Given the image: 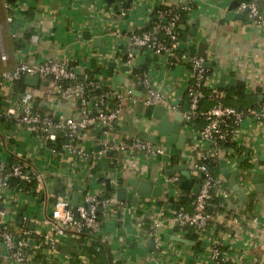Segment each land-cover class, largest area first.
<instances>
[{"label": "built area", "instance_id": "2783aa9c", "mask_svg": "<svg viewBox=\"0 0 264 264\" xmlns=\"http://www.w3.org/2000/svg\"><path fill=\"white\" fill-rule=\"evenodd\" d=\"M139 0H93V4L85 7L86 14L77 22L73 34L82 39V33L95 30V33L108 38L113 43H122L126 48L123 64L129 68L135 66L136 53L144 50L153 57L160 58L167 68L185 65L189 69L191 84L186 87L185 94L188 109L183 111L174 100L162 90L156 89L148 73L135 70L133 78L141 90V96L135 99L131 96V89L126 93H111L110 81H98L89 78L88 74L80 75L64 61L44 60L28 61L18 58L15 65L9 68V57L3 49L0 24V126L1 120L12 122V128L4 133L0 139L3 143L28 135L33 138L34 146H51L56 143L59 135L64 138L63 153L69 162L84 163L87 154L78 146L80 134L94 131L95 142L100 152L94 161L100 160L107 152L115 157L117 174L121 177H142L147 168L155 165L157 173L165 171L166 164L170 165V146L162 142L155 145L146 139L130 137L117 139L111 137L114 125L122 120L124 105L131 102L132 106L140 101L143 108L152 105L163 106L167 109L170 119L179 114L183 118L182 132L186 136V144L179 154L180 162L188 165L194 182L200 185L196 195L187 197L183 194L179 184L182 177L163 176L162 186L163 205H158L157 216L152 219L153 228L147 234L153 241L154 251H160L162 240L160 228L163 226V215L167 211V203H180L183 199L190 200L192 212H186L181 205L173 219L180 229L190 228L197 236V240L207 241V251L200 264H249L243 256L234 255L225 250L221 236L215 225L216 214L209 210L215 199H219L217 208H223L228 203H235L237 197L230 186L218 177L214 170L219 161L223 160L230 173L236 178L239 187L247 194L252 192L251 180L258 173H264V164L258 160L256 146L264 150V103L257 108L239 111L226 107L222 103L224 94L218 89L221 77L220 69L212 65L213 55L209 51L204 54L181 55L179 44L181 35L179 25L183 16L193 11L195 0H176L164 7L157 8L153 14L147 13L144 24L138 31H122L115 27L112 18H123L127 11H133ZM127 4V6H126ZM67 9L65 5H61ZM81 4L72 0L68 9L77 12ZM17 8V7H16ZM239 11H246L248 17L256 25L264 23L262 11L264 0H249L239 5ZM8 26L18 22L10 14L6 19ZM23 33L11 32V39L20 43ZM211 67L207 69L205 64ZM214 64V63H213ZM27 76H34L39 81H48L51 95L64 100H76L78 105L77 117L45 114L42 105H37V98L29 91L16 92L14 83ZM264 93V84L261 85ZM87 91L93 92L91 95ZM7 97L6 103L3 98ZM113 100V104L111 103ZM210 102V107L204 108V102ZM133 113V109L128 110ZM202 122L203 127L196 130L194 124ZM237 144L251 148L249 160L251 162V179L243 178L240 169V155L236 148L226 147V144ZM188 147V150H186ZM51 157L56 158V151L49 148ZM62 192L52 194L49 215L46 218H23L25 222L19 232L11 226L12 212L4 207L3 192L10 187L8 181L16 180L19 185L15 190L22 195L42 193V175L37 167L25 164L7 166L0 162V261L8 264H29L37 255L48 264H70L68 256L58 250L59 245L67 240H78L83 236H102V227L109 222L115 223V207L120 206L122 212L131 214L135 205H143L140 198L128 199L124 203L116 201L115 195L106 197L101 193L90 192L83 196L77 207L72 206V190L79 188L83 180L76 173L60 176ZM114 175V176H116ZM94 178V177H93ZM116 180V181H115ZM112 180L113 185L118 181ZM159 183V181H157ZM36 188H33V185ZM250 184V185H249ZM30 186L33 189H28ZM250 187V188H249ZM256 222V218L253 219ZM27 224L32 225L30 229ZM251 233L248 243L264 236V223ZM157 258V259H156ZM153 259L159 263L158 257ZM174 258H181L179 252H174ZM81 263V262H80ZM81 264H92L91 257H84Z\"/></svg>", "mask_w": 264, "mask_h": 264}, {"label": "crops", "instance_id": "0c3cea01", "mask_svg": "<svg viewBox=\"0 0 264 264\" xmlns=\"http://www.w3.org/2000/svg\"><path fill=\"white\" fill-rule=\"evenodd\" d=\"M71 0H0V21L2 22V32L5 35V47L3 49L9 57V68H12L18 58L28 61L56 60L72 64L73 68L80 75L88 74L98 81H110V92L126 93L128 89L131 92L141 93L139 87L135 84L133 72L135 70L148 73L153 80L156 89L162 90L169 95L174 103L181 107L183 111L188 109L185 90L191 84L189 69L185 65H177L167 68L160 58L153 57L144 50L136 54L135 66L128 69L123 74L121 69L124 62L126 48L122 43H113L108 38L95 33V30L87 31L89 40L79 39L73 34L77 22L84 17L82 9L73 12L68 9V3ZM81 4L80 8L89 6L88 0H72ZM176 0H139L133 11H127L123 18L116 17L113 23L117 29L122 31H138L144 24V17L147 13L153 12L169 3H175ZM249 0H195L193 11L190 15H185L179 25V32L182 37L186 35L187 44H198L203 42L207 45V51L213 55L212 65L220 69L221 78L226 81L233 79L243 82L244 88H237L225 84L219 89L225 96L231 92L233 100L237 96H244L248 102L244 109L257 108L264 103V93L261 85L264 84V23L254 24L248 17L246 11H239V5ZM105 2H108L105 0ZM65 5L67 9H63ZM17 7V8H16ZM86 10V9H85ZM14 15L18 26H8L6 21L8 15ZM217 23L216 35L210 39L212 24ZM195 28V34L191 35L190 30ZM19 31L24 37L20 43L11 39V32ZM93 39H99V45H94ZM181 55L190 54L187 50H180ZM191 55V54H190ZM114 63L113 67L110 65ZM124 75L125 83L117 84L112 88V78L116 75ZM220 81V80H219ZM25 87L21 92L29 91L37 98V105H42L43 112L47 115H64L68 117H77L78 105L76 100H64L51 95V86L48 81H39L35 86ZM219 83V82H218ZM219 86V84H218ZM19 91V88H15ZM17 89V90H16ZM131 96L138 99L137 95L131 93ZM4 102L8 100L3 98ZM123 118L117 122L111 132V137L115 140L126 139L130 137H139L145 139L152 133L150 128L156 121L151 119H141L135 112V105L131 102L124 105ZM210 107V103L204 102V108ZM133 109V113H129ZM196 130L203 127L202 122L194 124ZM12 128V123H2L0 126V137ZM96 133L94 131L80 134L77 141L78 146L87 154L84 163L73 161L69 162L64 156L53 159L49 153L48 146L35 147L31 136L23 135L22 138L3 143L0 141V162L7 166L16 164H25L30 167H37L42 175L41 190L43 194L34 193L31 195H22L14 188H9L3 192L5 208L12 212L10 216L11 226L15 232H19L21 226L25 223L23 218H46L49 215L50 199L52 194L62 192L60 187V176L76 173L83 180L79 188H74L71 194V200L74 193L79 194V203L83 196L81 193L85 190L101 193L105 191L103 181L98 180L97 175L102 171L100 161L94 163L98 156L96 151L98 146L95 142ZM164 145L165 143L162 142ZM238 146L237 144L235 145ZM253 150L259 154L264 150L252 146ZM172 156L177 157V163L171 166L166 164L165 171L159 175L155 165L147 168L143 178L154 181L160 185L161 178L167 176L176 165H184L180 162V151H175L174 147H169ZM188 150V147H186ZM240 155V169L243 178L251 179V162L249 155L251 148L239 146L235 149ZM115 157L110 160V169H115ZM99 167V169H98ZM97 169V171H93ZM215 174L227 182L221 175V168L218 164ZM179 174V172H178ZM123 174L114 176L109 172L105 177L111 180L124 179ZM94 177V178H93ZM116 181V180H115ZM159 181V183H157ZM250 185V184H249ZM37 184L33 185L36 188ZM32 188V189H33ZM231 188V187H230ZM250 188V187H249ZM252 192L246 194V200L239 205L238 199L235 203H228L223 208H217L219 199L214 200L210 210L216 214L215 225L217 232L221 236L225 250H230L234 255L243 256L245 263L264 264V236L254 239L248 243L251 233L256 235V230L264 223V192L258 194L252 185ZM187 192V191H186ZM189 195H192L188 192ZM163 197V195H162ZM130 199L140 198L143 205H135L131 214L122 212L120 206L115 207V223L109 222L102 227L103 235L108 237L106 241L102 236L91 237L83 236L78 240H67L59 245V251L62 255L68 256L70 264H81L84 257H91L92 264H200L207 251V246L203 248V241L197 240V236L190 228L180 229L175 221L177 214L174 203H167V211L163 215V226L160 228L162 246L160 251H154L145 246L151 239L147 234L152 230V219L157 216L158 205L165 202L160 199H152L149 196L136 197L129 196ZM184 209L186 212H192L190 200H185ZM188 201V202H187ZM173 205L175 207H173ZM256 218V222L253 219ZM30 228V224H27ZM178 228V230H176ZM177 237L192 244L181 243L172 239ZM102 245V248L96 246ZM96 246V247H95ZM100 252V256L94 258V252ZM174 252H179L181 258H174ZM153 257H158L161 263L155 261ZM157 259V258H156ZM81 262V263H80ZM0 264H8L0 261ZM29 264H48L37 255L30 260Z\"/></svg>", "mask_w": 264, "mask_h": 264}, {"label": "water", "instance_id": "95a60500", "mask_svg": "<svg viewBox=\"0 0 264 264\" xmlns=\"http://www.w3.org/2000/svg\"><path fill=\"white\" fill-rule=\"evenodd\" d=\"M108 1V0H106ZM71 2V1H70ZM69 2V3H70ZM68 3V4H69ZM89 5L93 4V0H88ZM85 9L81 10V13H85ZM262 18L264 20V11H262ZM17 27V23L13 25ZM216 27L217 23L212 24V30L210 32V39H214L216 35ZM190 34H195V28L190 30ZM82 38L84 40H89V33L87 31L82 33ZM94 45H99V39L92 40ZM178 50H187L190 54H204L207 50V45L203 42L198 44H187L186 35L182 37V41L179 44ZM115 64L112 63L110 67H113ZM205 67L209 69L211 65L209 63L205 64ZM122 73L125 74L128 71V67L123 66L121 69ZM116 75L112 78V88L115 89L117 84L125 83L124 75ZM24 82L28 86H35L38 84V78L34 76H27L24 78ZM227 84L229 86H235L239 88H244L243 82H239L233 79L226 81L225 78H221L219 81V89H222L223 86ZM138 97L141 96L140 93L131 92ZM135 112L141 119H151L156 121L155 125H153L150 130L152 131L145 139L155 145L164 142L168 146L174 147L177 151H183L186 144V136L182 132L183 127V118L181 115H174L173 119H170L167 109L163 106L152 105L146 108H143L142 103L137 101L135 104ZM98 153L100 152V147L96 150ZM113 157V153L107 152L103 157L100 158V165L102 171L97 175L98 180L103 181V186L106 192L113 193L115 195L116 201L119 203H124L130 195L136 197H146L149 196L152 199H160L162 198V186L155 184L154 181L143 177H127L124 179H119L115 185H113L112 180L109 177H105V173L109 172L111 174L116 175V169H110V160ZM259 162L264 164V152L259 154ZM219 165L221 168V175L227 181V184L231 187L232 191L236 194L239 205H242L246 200V193L239 187L236 178L230 173L228 168L226 167V163L221 160L219 161ZM182 177V180L179 184V187L183 191L190 192L192 195H196L199 191L200 185L194 182V179L191 177L188 165H176L172 168L171 171L167 172L168 177H172L175 173H178ZM251 184L254 186V189L258 194H262L264 192V173H258L255 178L251 180ZM88 191L85 190L81 193V196L87 195ZM79 194L74 193L72 197V206L77 207L79 204ZM30 229H33L32 225H30ZM178 230V228H176ZM173 240L192 244L191 241H186L177 237H172ZM146 247L153 249L154 244L152 239H149L146 244ZM207 246V241H203V248Z\"/></svg>", "mask_w": 264, "mask_h": 264}, {"label": "trees", "instance_id": "16d2710c", "mask_svg": "<svg viewBox=\"0 0 264 264\" xmlns=\"http://www.w3.org/2000/svg\"><path fill=\"white\" fill-rule=\"evenodd\" d=\"M112 1H114V0H111V2ZM9 2L11 3H14V0H9ZM126 6H127V4H126ZM185 16H183V18H184ZM183 20V19H182ZM71 68L73 67V65L72 64H70L69 65ZM89 78L90 79H93V77H90L89 76ZM94 80V79H93ZM24 79H21V80H19V81H17V82H15L14 83V86H15V88H19L20 90L19 91H16V92H21V89L23 88V87H25V85H24ZM15 90V89H14ZM17 90V89H16ZM110 90V89H109ZM87 93L89 94V95H91L93 92H91V91H87ZM233 98V96H232V94H231V92H229L228 93V97H227V99L225 100V98L222 100V104L224 105V106H226V107H232V108H234V109H236V110H239V111H245L246 109H244V107L247 105V101L245 100V98H244V96L242 97V96H237L236 98V100H233L232 99ZM111 103L113 104V100L111 99ZM208 103H210V102H208ZM250 109V108H249ZM4 124V123H8V125H10L12 122L11 121H8V120H5V119H3V120H1V124ZM0 141H1V139H0ZM64 138L63 137H61V135H59L58 136V138H57V140H56V143L54 144V145H51V146H48L49 148H51V149H53V150H55L56 151V157H59L62 153H63V147H64ZM226 147H232V148H235V146H234V144H226ZM175 151H177L176 149H174ZM171 166H173L174 164H176L178 161H177V157L175 158H173V157H171ZM98 169H99V167H98ZM94 172L95 171H97V169L95 168V170H93ZM8 185H9V187L10 188H16L18 185H19V183L16 181V180H13V179H10L9 181H8ZM28 189H32V187H30V186H28L27 187ZM183 192V194L184 195H186L187 197H190V195L188 194V192H186V191H182ZM104 194H105V196L106 197H108V196H110V195H112V193H109V192H106V191H104ZM189 200V199H188ZM188 202V201H187ZM186 203V201H185V199H183L180 203H176V204H174L175 206H176V210L178 211V209H179V207L181 206V205H184ZM173 205V207H175ZM168 209V208H167ZM209 210H210V208H209ZM96 246H99V248H102V245H99V244H97ZM95 246V247H96ZM97 255H98V257L100 256V252H98V250H96V252H94V254H93V256H94V258H96V259H98L97 258Z\"/></svg>", "mask_w": 264, "mask_h": 264}, {"label": "rangeland", "instance_id": "374dc122", "mask_svg": "<svg viewBox=\"0 0 264 264\" xmlns=\"http://www.w3.org/2000/svg\"><path fill=\"white\" fill-rule=\"evenodd\" d=\"M0 24H2V22L0 21ZM3 25V24H2ZM4 26V25H3ZM2 42L4 43V47H5V35H4V31L2 32Z\"/></svg>", "mask_w": 264, "mask_h": 264}]
</instances>
